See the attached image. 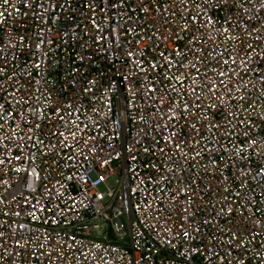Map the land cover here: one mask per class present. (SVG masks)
I'll return each mask as SVG.
<instances>
[{"label": "built area", "instance_id": "2783aa9c", "mask_svg": "<svg viewBox=\"0 0 264 264\" xmlns=\"http://www.w3.org/2000/svg\"><path fill=\"white\" fill-rule=\"evenodd\" d=\"M0 264H264V0H0Z\"/></svg>", "mask_w": 264, "mask_h": 264}, {"label": "rangeland", "instance_id": "374dc122", "mask_svg": "<svg viewBox=\"0 0 264 264\" xmlns=\"http://www.w3.org/2000/svg\"><path fill=\"white\" fill-rule=\"evenodd\" d=\"M117 180H118V177H114V178H112V179L110 180V182H109V186H110L111 188H115V186L117 185ZM100 191H101V192H105V191H106V188H105V187H101V188H100Z\"/></svg>", "mask_w": 264, "mask_h": 264}]
</instances>
